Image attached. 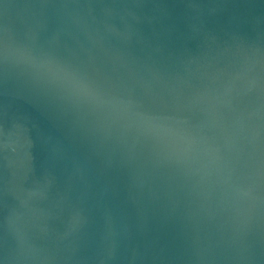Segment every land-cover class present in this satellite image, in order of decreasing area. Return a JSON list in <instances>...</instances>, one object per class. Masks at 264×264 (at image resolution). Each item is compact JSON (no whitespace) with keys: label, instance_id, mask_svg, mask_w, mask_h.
Masks as SVG:
<instances>
[{"label":"water","instance_id":"obj_1","mask_svg":"<svg viewBox=\"0 0 264 264\" xmlns=\"http://www.w3.org/2000/svg\"><path fill=\"white\" fill-rule=\"evenodd\" d=\"M0 264H264V0H0Z\"/></svg>","mask_w":264,"mask_h":264}]
</instances>
